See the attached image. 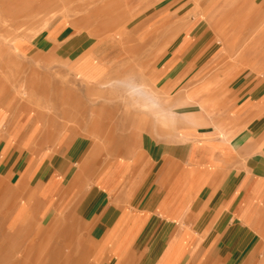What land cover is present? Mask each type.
<instances>
[{
  "label": "rangeland",
  "instance_id": "1",
  "mask_svg": "<svg viewBox=\"0 0 264 264\" xmlns=\"http://www.w3.org/2000/svg\"><path fill=\"white\" fill-rule=\"evenodd\" d=\"M254 69L264 76V0H0V264H120L72 204L46 200V158L89 171L209 129L232 130L229 145L235 92L250 91L237 80ZM133 79L174 127L130 106L116 85Z\"/></svg>",
  "mask_w": 264,
  "mask_h": 264
},
{
  "label": "crops",
  "instance_id": "2",
  "mask_svg": "<svg viewBox=\"0 0 264 264\" xmlns=\"http://www.w3.org/2000/svg\"><path fill=\"white\" fill-rule=\"evenodd\" d=\"M237 83L250 91L235 92L241 128L229 145L232 130L209 129L186 146L101 159L89 171L82 157L73 168L76 157L50 156L46 200L72 204L120 264H264V76L254 69Z\"/></svg>",
  "mask_w": 264,
  "mask_h": 264
},
{
  "label": "clouds",
  "instance_id": "3",
  "mask_svg": "<svg viewBox=\"0 0 264 264\" xmlns=\"http://www.w3.org/2000/svg\"><path fill=\"white\" fill-rule=\"evenodd\" d=\"M116 87L134 110L151 117L158 128L169 129L176 125L177 117L165 108L158 92L135 79L122 81Z\"/></svg>",
  "mask_w": 264,
  "mask_h": 264
},
{
  "label": "bare ground",
  "instance_id": "4",
  "mask_svg": "<svg viewBox=\"0 0 264 264\" xmlns=\"http://www.w3.org/2000/svg\"><path fill=\"white\" fill-rule=\"evenodd\" d=\"M107 9V8H106ZM96 10V9H95ZM243 35V34H242ZM245 36V35H244ZM242 38V37H241ZM235 40H233V42H234ZM245 41V40H244ZM242 42V41H241ZM229 43V42H228ZM224 44V43H223ZM236 44V43H235ZM226 45H228V44H226ZM246 45V44H245ZM224 46V45H223ZM248 46V45H247ZM232 47V46H231ZM238 47V46H237ZM227 49H229V45H228V47H227ZM246 49V50H245ZM244 49V51L246 52L248 49L247 48H245ZM250 49V48H249ZM233 52H235V51H228V53H229V55H233L234 53ZM244 53V52H243ZM242 54V53H241ZM243 56H244V54H242ZM252 57H253V55H251ZM252 59V58H251ZM246 62V61H245ZM246 64V63H245ZM251 65V64H250ZM249 65V66H250ZM253 65V64H252ZM254 67V66H253ZM211 76V75H210ZM233 93V92H232Z\"/></svg>",
  "mask_w": 264,
  "mask_h": 264
}]
</instances>
